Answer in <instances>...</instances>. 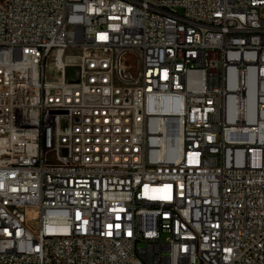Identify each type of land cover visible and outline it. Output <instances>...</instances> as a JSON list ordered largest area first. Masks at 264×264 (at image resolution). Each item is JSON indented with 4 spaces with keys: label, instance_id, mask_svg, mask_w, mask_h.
I'll list each match as a JSON object with an SVG mask.
<instances>
[{
    "label": "built area",
    "instance_id": "built-area-1",
    "mask_svg": "<svg viewBox=\"0 0 264 264\" xmlns=\"http://www.w3.org/2000/svg\"><path fill=\"white\" fill-rule=\"evenodd\" d=\"M0 264H264V0H0Z\"/></svg>",
    "mask_w": 264,
    "mask_h": 264
}]
</instances>
